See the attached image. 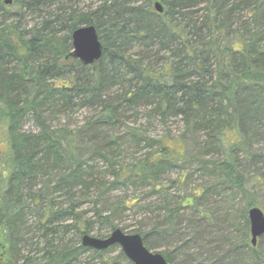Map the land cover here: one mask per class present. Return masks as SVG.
I'll use <instances>...</instances> for the list:
<instances>
[{"label":"trees","instance_id":"trees-1","mask_svg":"<svg viewBox=\"0 0 264 264\" xmlns=\"http://www.w3.org/2000/svg\"><path fill=\"white\" fill-rule=\"evenodd\" d=\"M4 1L2 264H132L121 251L108 255L115 245H81L83 234L104 238L115 228L140 234L168 264H264V235L252 246L248 218L251 207L264 212V0H96L84 9L83 0ZM84 25L97 29L103 49L90 66L66 57ZM142 108L162 122L179 119L181 131L155 139L126 126ZM81 110L90 113L71 126ZM193 164L211 181L186 192ZM131 186L163 202L98 206L106 192ZM172 188L183 192L179 203ZM225 191L232 197L210 203ZM79 193L92 217L78 211ZM128 210L154 214L151 226L120 227Z\"/></svg>","mask_w":264,"mask_h":264},{"label":"rangeland","instance_id":"rangeland-1","mask_svg":"<svg viewBox=\"0 0 264 264\" xmlns=\"http://www.w3.org/2000/svg\"><path fill=\"white\" fill-rule=\"evenodd\" d=\"M95 2H96V0H83L80 4V8L84 9L87 6L94 5ZM242 15H243V13L240 12V16H242ZM243 20H240V22ZM228 38H229V36H228ZM226 42H227V39L225 38L224 43H226ZM131 112L133 114L128 113L126 116L127 118H125L123 120L125 125L129 126V127H131V126L138 127L141 130H144L152 138L160 139L162 136H165L168 134L177 135L181 131L182 124L180 123L179 119H169L165 122H162L158 117H149L146 108L145 109H143V108L139 109V111H131ZM135 112H137L136 115H135ZM89 113H90L89 110H81V111H78L75 114H73L72 118H69V122H70L71 126L75 127L77 124H79V121H82V119H84L85 116L89 115ZM24 128L26 130H31L32 129L31 122H27ZM257 146L259 148L264 149V143L258 144ZM144 151H145V149H143V150H139V148L135 149V146H131V150L130 149L128 150L129 153L136 152L135 155H133L134 153L131 154V156L133 155L134 157L142 156ZM100 164H101V166H103L104 163L101 161ZM189 166L190 167L188 170L192 173V178L185 187L186 192H189L190 190L194 189L198 185L203 184V182L206 183V182L211 181L202 175L203 171L200 170L197 167V165L193 164V165H189ZM176 175H177L176 172L170 173L165 178L174 179L176 177ZM107 179H111V178L108 177ZM149 190H150L149 188H135V187L131 186V187H127V188H122V189L119 188L118 190L106 192L103 195V197H101L100 200L98 199L99 200L98 206H100L103 203V200L106 201V203L103 206L105 208H107L109 205H112V203H114V202H118L121 200H126V201L128 200L129 201V200H132L134 197H140L141 199L145 198L146 201H143L142 202L143 204H146V203L151 204L152 202H154L156 204H161V201L163 202L162 197L158 196V195H154V196L147 195ZM91 191L94 193L93 196H91V199H94L97 196L96 194L98 193L97 189L92 188ZM169 193L173 197V200L176 203L180 202L181 199L177 198V197L181 196L183 194L182 191H179L176 188H172V189H170ZM77 196H78V202L80 203L78 211H80L82 213L85 212V214H84L85 218L92 217V214H94V211H92V203H88V202L82 203V200H80V193L77 194ZM223 197H230L231 198L232 195L230 194L229 191H225L224 194H222L220 197L213 196L210 203L218 201L220 198H223ZM238 200H240L239 197H236V202H238ZM207 206L210 207V205H207ZM238 207H239V204H238ZM258 208H260V207H258ZM262 212H263V210H262ZM183 214H186V211ZM145 217H148V219L147 220L144 219ZM153 217H154V214L151 215L147 212H142L141 210L137 211L136 213L135 212L133 213L131 210H128V211H125L122 213L121 220L119 221V226L120 227L128 226L126 228V230H132L134 227H136V225H137L136 222L138 220H140L143 224L142 228L147 229L151 226ZM183 226H186V225H183ZM95 228L97 229V225L95 226ZM104 233H105V231H104ZM66 235L71 236L72 233L70 232V233H67ZM90 235L96 236L97 233L94 231V232L90 233ZM3 245H4L3 240L0 236V255L4 256L5 255V249H4ZM120 251H121L120 247L115 245L113 247V249L109 251L108 255L110 257L114 258V257H117L119 255ZM152 251L156 252L159 250L154 249ZM87 258H88L87 253L82 256V259H87ZM96 262H97V260H96ZM192 262L196 263V262H198V260H195V261L193 260ZM117 264H127V262L123 261L119 257V260H117Z\"/></svg>","mask_w":264,"mask_h":264},{"label":"water","instance_id":"water-1","mask_svg":"<svg viewBox=\"0 0 264 264\" xmlns=\"http://www.w3.org/2000/svg\"><path fill=\"white\" fill-rule=\"evenodd\" d=\"M10 2L11 0L4 1L5 4ZM153 6L157 13L163 12V5L159 1H155ZM71 43L72 50L66 57L77 59L83 65L92 64L102 55V45L93 25L74 29L71 33ZM248 218L250 240L252 246H255L258 238L264 234V213L254 206L249 208ZM81 245L97 251L117 245L132 264H168L160 252H153L144 245L140 234H128L120 228L113 229L104 238L85 233L81 236ZM2 258L3 255H0V264H2Z\"/></svg>","mask_w":264,"mask_h":264},{"label":"bare ground","instance_id":"bare-ground-1","mask_svg":"<svg viewBox=\"0 0 264 264\" xmlns=\"http://www.w3.org/2000/svg\"><path fill=\"white\" fill-rule=\"evenodd\" d=\"M160 3H161V2H160ZM95 29H96V28H95ZM96 32H97V29H96ZM97 35H98V39H99V41H100V38H99V34H98V32H97ZM100 43H101V41H100ZM101 45H102V44H101ZM102 52H103V49H102ZM99 59H100V58H99ZM99 59H98V60H99ZM98 60L94 61L92 64H89V66H90V65H93V64H94L95 62H97Z\"/></svg>","mask_w":264,"mask_h":264}]
</instances>
